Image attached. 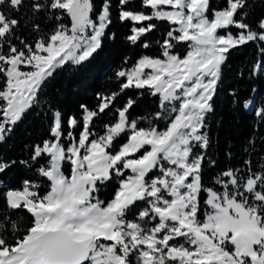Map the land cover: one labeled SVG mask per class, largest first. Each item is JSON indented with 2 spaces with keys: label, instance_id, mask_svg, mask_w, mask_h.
Returning <instances> with one entry per match:
<instances>
[{
  "label": "snow or ice",
  "instance_id": "1",
  "mask_svg": "<svg viewBox=\"0 0 264 264\" xmlns=\"http://www.w3.org/2000/svg\"><path fill=\"white\" fill-rule=\"evenodd\" d=\"M24 3L0 0V142L42 103L57 70L87 62L106 37L115 38L107 32L113 0H101L99 11L95 0H31L25 23L38 34L33 41L17 34L20 19L12 15ZM252 4L226 0L214 8L211 0H140L137 7L135 0H118V19L130 22L125 40L132 45L156 29L154 20L169 23L163 42H156L159 54L118 70L119 90L97 93V107L81 104L79 117L69 115L66 126L64 114L49 106L48 137L30 146L27 159L0 158V174L18 163L35 168V179L18 187L0 181L6 206L0 212V264H264V163L253 170L245 160L218 172L209 185L203 180L207 117L223 66L251 42L258 58L249 75L264 73V16L248 22ZM41 14L53 24L48 32L37 22ZM182 42L184 54L177 51ZM128 89L158 97L157 110L132 117L136 100L129 97L115 109L114 122L97 131L95 120ZM229 94L233 105L254 104L235 90ZM255 115L264 122V101ZM113 181L114 195L101 200V189ZM137 202L145 207L129 219ZM21 210L31 217L24 228L22 218H12Z\"/></svg>",
  "mask_w": 264,
  "mask_h": 264
},
{
  "label": "trees",
  "instance_id": "2",
  "mask_svg": "<svg viewBox=\"0 0 264 264\" xmlns=\"http://www.w3.org/2000/svg\"><path fill=\"white\" fill-rule=\"evenodd\" d=\"M31 0H25L20 11L13 12L12 15L20 19L21 29L18 35L26 36L29 41L37 37V33L31 32V25L26 26L27 17L31 16ZM97 11H99L101 0H95ZM212 6L223 7L226 0H211ZM118 0H113L112 23L107 29L109 34L115 33V38L109 40L107 37L103 41V47L87 62L81 65L66 63L61 69L55 72L54 77L45 85L41 95V104L27 111L22 120L15 126L14 131L7 137L5 142H0V158L4 160H21L29 156L31 145L42 141L49 135L51 115L47 112L49 106L59 109L64 114L65 126L69 115H80V105L85 104L89 108L95 109L100 102L97 93L110 94L119 90L116 72L124 67H131L142 55L155 56L159 54V44L163 42L169 30L168 22L153 21L157 24L156 29L145 34L137 44L132 45L125 40L129 35L130 22L121 23L118 19L116 5ZM139 7L140 0H135ZM261 16H264V0H253L252 8L245 19L250 23H255ZM43 32L52 29V22L43 18H38ZM236 31L235 29H232ZM148 42L152 46L144 49L142 44ZM187 50V43L182 42L177 51L184 54ZM128 63H125V58ZM256 46L249 43L233 51L227 63L223 66L222 82L218 86V92L214 98V112L207 117V132L210 137V145L206 150L207 159L204 161L203 180L205 185L212 182L213 177L220 171L228 167H242L245 160L251 161L253 170H257L261 163H264V122L255 115L256 109L261 107L264 101V73L250 76L251 66L257 59ZM264 59V58H262ZM243 69V75L239 71ZM255 89V91H253ZM235 90L241 99L249 98L254 94V108L247 111L242 106L233 105V97L229 94ZM136 100L135 106L131 109L132 117L143 115L146 111H156L158 97H151L147 93L143 96L136 89L125 90L114 101V106L101 114L95 120L96 130L103 132V125L114 122L116 118V108L123 107L128 98ZM160 127H165L161 122ZM81 128H76L74 134L79 135ZM123 139L116 141L117 147ZM231 153V156H229ZM215 161V165L211 164ZM66 175H70V165L65 166ZM35 179V168L26 169L19 163L3 174H0V181L5 185L18 187L23 179ZM117 187L115 181L107 184L101 189L99 198L110 200ZM6 191V188H3ZM140 202H137L128 214V218L137 214ZM6 210L3 200H0V212ZM12 218L20 220V227L24 228L31 219L26 210L12 212Z\"/></svg>",
  "mask_w": 264,
  "mask_h": 264
},
{
  "label": "rangeland",
  "instance_id": "3",
  "mask_svg": "<svg viewBox=\"0 0 264 264\" xmlns=\"http://www.w3.org/2000/svg\"><path fill=\"white\" fill-rule=\"evenodd\" d=\"M187 43V42H186ZM187 51V50H186ZM146 71H149V70H146ZM252 99H253V97H251ZM254 100V99H253ZM253 109H255L254 108V104L252 105V106H250V108L249 109H247V110H253ZM155 174V173H154ZM143 207H145V204L143 203V202H140V206H139V210L141 209V208H143ZM138 210V211H139ZM138 213V212H137ZM136 215V214H135ZM135 215H133L132 217H130L129 219H132Z\"/></svg>",
  "mask_w": 264,
  "mask_h": 264
}]
</instances>
